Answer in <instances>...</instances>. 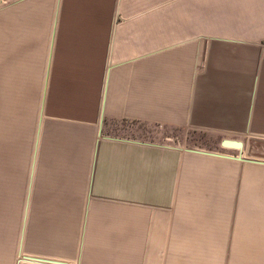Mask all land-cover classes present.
Wrapping results in <instances>:
<instances>
[{"label":"crops","instance_id":"crops-1","mask_svg":"<svg viewBox=\"0 0 264 264\" xmlns=\"http://www.w3.org/2000/svg\"><path fill=\"white\" fill-rule=\"evenodd\" d=\"M248 137L264 0H0V264H264Z\"/></svg>","mask_w":264,"mask_h":264},{"label":"water","instance_id":"water-1","mask_svg":"<svg viewBox=\"0 0 264 264\" xmlns=\"http://www.w3.org/2000/svg\"><path fill=\"white\" fill-rule=\"evenodd\" d=\"M222 145L243 148L242 156L247 160L264 162V138L248 137L244 144L239 140L225 139L222 141ZM15 264H66L63 262H57L54 259L43 258H31L22 257L15 261Z\"/></svg>","mask_w":264,"mask_h":264},{"label":"rangeland","instance_id":"rangeland-1","mask_svg":"<svg viewBox=\"0 0 264 264\" xmlns=\"http://www.w3.org/2000/svg\"><path fill=\"white\" fill-rule=\"evenodd\" d=\"M123 124L126 125V129L123 131L127 136L136 137L142 140L157 139L159 141H165L164 140L165 133L155 132L154 128L151 125H148L146 123H138L135 121H124ZM157 128L159 127L157 126ZM200 136L202 137L203 141H209L211 139V136L208 134H200Z\"/></svg>","mask_w":264,"mask_h":264},{"label":"bare ground","instance_id":"bare-ground-1","mask_svg":"<svg viewBox=\"0 0 264 264\" xmlns=\"http://www.w3.org/2000/svg\"><path fill=\"white\" fill-rule=\"evenodd\" d=\"M58 262V261H57ZM59 262H63V261H59ZM63 263H65V262H63Z\"/></svg>","mask_w":264,"mask_h":264},{"label":"trees","instance_id":"trees-1","mask_svg":"<svg viewBox=\"0 0 264 264\" xmlns=\"http://www.w3.org/2000/svg\"><path fill=\"white\" fill-rule=\"evenodd\" d=\"M124 121H126V120H124ZM124 121H122V123H123Z\"/></svg>","mask_w":264,"mask_h":264}]
</instances>
